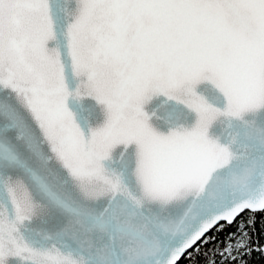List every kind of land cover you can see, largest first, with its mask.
I'll return each instance as SVG.
<instances>
[{
	"label": "snow or ice",
	"instance_id": "snow-or-ice-1",
	"mask_svg": "<svg viewBox=\"0 0 264 264\" xmlns=\"http://www.w3.org/2000/svg\"><path fill=\"white\" fill-rule=\"evenodd\" d=\"M246 209L264 0H0V264H177Z\"/></svg>",
	"mask_w": 264,
	"mask_h": 264
},
{
	"label": "trees",
	"instance_id": "trees-1",
	"mask_svg": "<svg viewBox=\"0 0 264 264\" xmlns=\"http://www.w3.org/2000/svg\"><path fill=\"white\" fill-rule=\"evenodd\" d=\"M240 221L245 222L246 231L249 237V247L252 250L250 253L242 255L239 260L234 262V264H264V250H258L264 247V210L242 212L240 216L237 217L235 223L231 226H225V230L222 233H217L216 228L211 229L207 235L216 236L215 242L201 247V253L199 255H196L195 247L191 248L177 264H207V258L204 253L217 246L223 248L225 237L229 233H235L237 231V224H239ZM189 253H192L191 260L189 259ZM216 259L219 262L220 257L217 256Z\"/></svg>",
	"mask_w": 264,
	"mask_h": 264
},
{
	"label": "water",
	"instance_id": "water-1",
	"mask_svg": "<svg viewBox=\"0 0 264 264\" xmlns=\"http://www.w3.org/2000/svg\"><path fill=\"white\" fill-rule=\"evenodd\" d=\"M83 115L87 116V112H85ZM244 211H250V212H253V211H251V210H247V209L244 210ZM244 211H243V212H244ZM258 211H261V210H258ZM255 212H256V211H255ZM222 222H223V221H222ZM189 250H190V249H189ZM189 250H187V251L181 256V258H182V257H183V256L189 251ZM181 258H180V259H181ZM180 259H179V260H180ZM178 262H179V261H178ZM178 262H177V263H178Z\"/></svg>",
	"mask_w": 264,
	"mask_h": 264
}]
</instances>
